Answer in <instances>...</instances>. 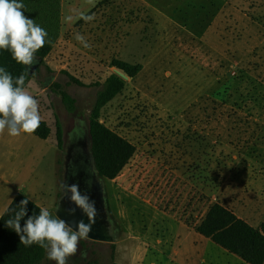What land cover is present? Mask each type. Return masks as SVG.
I'll return each mask as SVG.
<instances>
[{
  "label": "rangeland",
  "instance_id": "374dc122",
  "mask_svg": "<svg viewBox=\"0 0 264 264\" xmlns=\"http://www.w3.org/2000/svg\"><path fill=\"white\" fill-rule=\"evenodd\" d=\"M32 10L29 18L46 30L52 51L26 88L53 132L1 144L14 153L3 159L0 213L17 195L58 201L56 119L66 132L79 119L89 122L105 78L116 70L113 60L121 59L143 70L124 79V90L101 111V122L137 147L117 178L131 176V187L161 208L200 218L204 179L213 191L223 180L225 144H245L257 131L264 138V124L252 122H264V0H35ZM62 94L75 98L72 110ZM250 103L260 104L261 114ZM105 182L109 200L114 187ZM118 232L122 238L121 226ZM120 238L82 239L67 264H130ZM39 264L55 262L46 254Z\"/></svg>",
  "mask_w": 264,
  "mask_h": 264
},
{
  "label": "crops",
  "instance_id": "0c3cea01",
  "mask_svg": "<svg viewBox=\"0 0 264 264\" xmlns=\"http://www.w3.org/2000/svg\"><path fill=\"white\" fill-rule=\"evenodd\" d=\"M18 2L26 8V17L30 16L35 0H18ZM260 107V104L250 103L248 109L252 112H256L257 109L261 114ZM252 122H256V125L264 124L260 122L259 117H255ZM31 134L21 133L20 138L28 143L32 139ZM16 139L17 136L8 135L6 130L0 132V146L13 145ZM248 142H251L252 146L257 145L258 148H248L245 146ZM225 145L227 148L224 154L226 162L223 180L220 187L213 191L210 183L206 185L204 179L202 190L206 199L195 209L201 213L200 218L189 220L187 217L179 216L172 208H161L148 194L131 187L133 186L131 176L108 180L114 187L112 190L114 195L113 198L110 196L109 205L123 231L120 240L126 243L123 251L128 258L127 262L130 264H250L197 230V225L210 205L215 202H220L226 208L233 210L238 218L255 228L264 225V138H261L257 131V134L245 141V144L237 146L228 142ZM13 153L14 151L4 153L0 148V174L4 169L3 159L9 158ZM172 168L173 171H177L180 165L176 163ZM158 169L156 167V171ZM165 170L163 169L162 173ZM208 180L213 183L212 174ZM121 184L124 185L122 189ZM194 186L195 181L192 183L190 180L186 185L192 191ZM25 195L38 206L47 208L50 213L55 214L57 196L45 201L34 193ZM14 200L0 213V219ZM125 240L131 241L132 244H127Z\"/></svg>",
  "mask_w": 264,
  "mask_h": 264
},
{
  "label": "trees",
  "instance_id": "16d2710c",
  "mask_svg": "<svg viewBox=\"0 0 264 264\" xmlns=\"http://www.w3.org/2000/svg\"><path fill=\"white\" fill-rule=\"evenodd\" d=\"M43 7L46 10L47 5H43ZM23 11L26 16L25 7ZM32 11H30V14ZM53 19L54 17L52 20L50 18V22L55 23ZM51 51L52 44L46 42L44 47L35 53V56L45 59ZM0 67L5 68L12 75L14 81L23 74L25 76V87L37 73L36 71L30 77L25 65L17 63L12 58L11 52L7 50H0ZM112 67L130 78L136 77L143 70L141 63H130L121 59H114ZM70 78L79 83L74 77L70 76ZM125 85L126 82L121 76L116 72H111L105 78L104 87L89 111L96 169L104 180H114L119 177L137 153V147L134 144L107 127L100 120L102 109L124 90ZM62 96L67 107L72 110L76 103L75 98L68 94H62ZM52 132L53 130L49 124L41 120L39 127L32 133L41 139H48ZM64 133L65 129L57 117L55 135L57 148L60 151L64 147ZM25 199L28 198L22 195L17 196L0 219V264H39L46 257L45 249L38 244L25 247L20 244V238L16 232L6 226V221L14 218L15 212L19 210L18 206ZM39 208L41 207L29 200L26 209L27 215L21 220L22 228L29 217L33 214L39 215ZM51 214L55 217V214ZM117 226L120 228V224L117 223ZM197 230L203 235L211 237L216 243L237 254L246 262L264 264V225L260 228L251 226L246 221L238 218L233 210L226 208L220 202L210 205L207 213L197 225Z\"/></svg>",
  "mask_w": 264,
  "mask_h": 264
},
{
  "label": "clouds",
  "instance_id": "9594fccd",
  "mask_svg": "<svg viewBox=\"0 0 264 264\" xmlns=\"http://www.w3.org/2000/svg\"><path fill=\"white\" fill-rule=\"evenodd\" d=\"M23 8L18 0H0V50L10 51L17 63L31 66L48 34L24 15ZM40 123L39 102L25 87V76L22 74L14 81L12 75L0 67V132L6 130L13 137L30 134ZM86 184L91 188L92 181L87 180ZM61 191L76 206L71 214L78 208L89 223L80 220L73 228L59 215L54 217L47 208L41 207L39 215L29 217L22 228L21 220L27 215L29 199L21 201L14 218L6 221V226L19 236L20 244L25 247L38 244L45 249L47 259L55 264H67L68 258L77 252L80 240L89 237L97 214L95 201L86 193L82 194L78 184L62 183Z\"/></svg>",
  "mask_w": 264,
  "mask_h": 264
},
{
  "label": "water",
  "instance_id": "95a60500",
  "mask_svg": "<svg viewBox=\"0 0 264 264\" xmlns=\"http://www.w3.org/2000/svg\"><path fill=\"white\" fill-rule=\"evenodd\" d=\"M44 59L35 56L31 66H25L30 77L37 71ZM115 72L123 79L128 76L119 70ZM88 123V124H87ZM86 129V133H84ZM75 173V175H74ZM87 180L92 181L91 188L86 184ZM78 184L82 194H87L95 201L96 216L91 232L87 239L100 242L114 243L120 238V232L113 228V217L111 214L105 180L100 177L96 169V162L93 155V139L89 122L85 126L76 127L64 133V147L61 154V180L60 195L55 208V216L59 215L73 228L80 220L89 223L88 218L80 209L71 214V209L76 206L70 202L67 196L61 191V184ZM70 196V194H68Z\"/></svg>",
  "mask_w": 264,
  "mask_h": 264
},
{
  "label": "flooded vegetation",
  "instance_id": "af4514ba",
  "mask_svg": "<svg viewBox=\"0 0 264 264\" xmlns=\"http://www.w3.org/2000/svg\"><path fill=\"white\" fill-rule=\"evenodd\" d=\"M85 121H86V119H79V120L76 121V124H78L79 126H85ZM113 228L115 230H119V227L117 226L116 222L113 223Z\"/></svg>",
  "mask_w": 264,
  "mask_h": 264
}]
</instances>
